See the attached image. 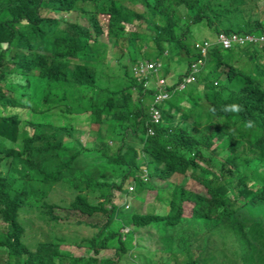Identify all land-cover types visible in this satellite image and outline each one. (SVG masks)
Listing matches in <instances>:
<instances>
[{"label":"trees","instance_id":"16d2710c","mask_svg":"<svg viewBox=\"0 0 264 264\" xmlns=\"http://www.w3.org/2000/svg\"><path fill=\"white\" fill-rule=\"evenodd\" d=\"M260 1L0 0V222L6 227L0 247L8 250L7 264H118L76 256V248L98 253L115 246L123 255L133 234L116 228L122 225L118 214L127 213L136 225L156 223L173 232L183 220L185 200L195 207L179 229L206 223L205 245L181 247L186 256L170 254L169 264H264V43L231 49L214 43L205 53L200 42L209 39L190 37L192 26L204 22L217 34L264 33ZM74 11L78 19L57 17ZM104 41L114 48L124 45L123 78L101 80ZM237 56L247 59L245 70L233 62ZM144 59L167 65L162 79L172 85L196 76L165 101L161 123L152 121L145 105L158 88H147L150 76L134 70ZM177 66L184 74L167 78ZM231 76L248 95L237 98ZM168 83L164 89L173 92ZM186 94L191 107L183 104ZM233 103L241 106L239 113L222 110ZM53 114L59 115L57 123L47 119ZM216 119L226 120L227 131H233L221 155L214 139L221 130L203 131L204 123ZM95 124L99 145L85 147L78 136ZM105 130L112 146L103 138ZM194 172L191 181L159 185L162 192L154 202L169 205L160 215L140 212L138 205L126 210L118 202L126 193L143 203L153 178H187ZM54 191L75 196L55 199ZM99 213L107 215L103 225L90 220ZM75 225L96 232L80 241L61 231ZM64 249L74 255L68 261Z\"/></svg>","mask_w":264,"mask_h":264},{"label":"rangeland","instance_id":"374dc122","mask_svg":"<svg viewBox=\"0 0 264 264\" xmlns=\"http://www.w3.org/2000/svg\"><path fill=\"white\" fill-rule=\"evenodd\" d=\"M259 5L261 6V10L259 9L260 12V16L262 18H264V12L262 11L264 9V1H260ZM134 9L136 10H141L142 7L141 5H136L133 6ZM47 12H50L49 10H47ZM183 13H186L184 9H182ZM57 17H66L68 20H72V19H78L79 18V12L74 11L71 13H64V12H60L57 13ZM104 20L107 21V18L104 17ZM256 33H253V35L257 36L258 31L255 30ZM189 36V35H188ZM104 39L105 36L103 35ZM195 37L197 42L202 41L203 39H209L210 41V45L209 47H211L212 41L217 43V32H215V30H212V28L208 25H206V23H200V24H196L192 26V35L190 36ZM189 38V40L191 39ZM188 40V41H189ZM104 43L107 45L105 47H103V49L106 52V64L104 66V75H102L101 80L104 79H111V80H116L119 77L123 78V70L121 68V61H125L128 62L127 58H124L122 56V51L125 50L124 45L120 46V47H113L112 43L106 42L104 41ZM200 43H204V42H200ZM262 42L257 43V45H261ZM24 51H29L30 49L28 48H24ZM155 51H152L150 53V56L154 55ZM262 55V54H261ZM263 56V55H262ZM145 60V59H144ZM149 60V59H147ZM238 61V63L236 64V67L241 69V70H245L246 68L244 67V64L247 63V59L242 58V56H237L236 59L233 60V62ZM160 64L159 70L155 73H151L150 74V78L148 81V85L146 86L147 88H153L156 87L158 85V82L156 81L158 78H162L164 77V75L167 72V65H163V63L158 62ZM170 70L173 71L175 68H173L170 65ZM183 73L184 74V67L183 66H177L175 72H172L169 76H167V78H171L173 80H176L177 76ZM166 83H168V81L166 80ZM193 81L189 82V84H192ZM231 86L233 87L234 90H236L237 92V98L242 97V96H246L249 93L244 92V88L245 86L237 79V78H233L231 76V80H230ZM169 86H174V91L173 93H180L182 90L178 89L176 85H172V83L169 81L168 83ZM188 85L186 86L185 89L188 88ZM195 87L192 86L191 90H193ZM190 90V91H191ZM134 97L137 98V92L135 91L133 93ZM187 96V94L185 95V97ZM185 97L182 96V100H185ZM18 98L21 100V102H25L27 100V96L24 95H18ZM148 103L150 105H148V103L146 102V106L149 109L150 108V113H151V107L154 105V97L153 98H147ZM183 104H185L188 107H191V104L188 103L187 101H184ZM159 106V105H158ZM168 106V103L165 104V107ZM27 114V113H26ZM32 116V115H31ZM176 116H178V113L176 114ZM47 119H51L53 122H58L59 120V115L53 114L52 116L47 115ZM192 120V119H191ZM84 123H88L89 119L88 118H84L83 119ZM214 129H219L221 130V133H223V135H218L215 136L214 139L216 140L217 144H222L226 138H228L233 131H227L228 130V124L226 122V120L224 119H216L214 121H210V122H206L203 124V131L207 134H209L210 132H212ZM90 131H84V133L79 134L78 138L80 140V142L83 143V145L85 147H90L93 148V146L95 145H99L97 143V141L94 138V132L95 131H99V127L98 125H92L91 128L89 129ZM199 130H202V127H199ZM121 131V130H119ZM110 135L109 131L105 130V134L103 136L105 141H108L109 144L112 146L113 142L112 139L110 140L108 138V136ZM140 141V139L138 138H132L131 142L135 144H138L137 142ZM226 150V148H219L217 150V154L221 155L224 151ZM216 173L219 174L220 171L216 170ZM198 175V172H194V175L191 177H183L181 175H175L172 176L170 179H159L160 177L158 176L157 178H153L152 184L153 187L151 189V191H148L145 194V198H144V202L142 203L140 200H134L133 197L129 196L128 194L124 193L123 195H121V197H119L118 202L122 205V207H124L126 210H130V208L132 207H137V205L140 207L136 208L138 211H142L143 213H155L156 215H160V213L163 211L164 212V208L169 209V205L167 202L165 201H161L159 199V201L161 202V206H159L158 204H156L154 202V200L159 198V195L161 194V189L159 188V185L162 184L163 186H168V184L170 182H176V181H182V182H187V181H191L194 179L195 176ZM167 190L166 189L163 193V197H167ZM56 194V198L55 199H59V197H63V196H68V197H73L75 196V194L72 193H64L61 192L60 194L57 191H54ZM232 193H230L231 195ZM233 198H235V194L233 193L231 195ZM91 199H95L93 196H90ZM195 207L194 202L192 201H187L185 200L184 204L182 205V209H181V216H183V220L176 224L173 228L175 229V231L173 232H167L166 229H164L161 226H158L156 223H149V224H138L136 225L131 219L128 218V214L125 212H122L120 214L117 215V218L120 219V222L122 223V225H118L116 228H118V230L120 232L122 231H131V233L133 234V245L130 247L129 252L125 251L123 253V255H119L118 252L116 253V247L115 246H110L107 248H102L99 250L98 253L94 252V249L92 248H84V247H77L76 248V252L75 255L76 256H96L99 259H110L114 262L119 261V263L121 264H133L132 262H136L139 260H145L147 261L149 264H154L157 261L160 262H164L165 264H169V262L171 261V257L170 254H175L178 256H186L183 252H180V248L181 247H187L189 245L195 244V242H199V245H205V233L207 230V224L199 221L196 224H191L188 228H183V229H179L182 227V225L187 224V221L191 218H188L193 209ZM162 212V213H163ZM126 215H124V214ZM84 219V218H83ZM90 220H93L94 222L99 223L100 225H103L106 220H107V215L104 213H99L98 215H96V218H93ZM5 223L3 221L0 222V233L5 231ZM91 230V231H90ZM64 233H69V234H74L77 235L79 237L82 238L83 237H89L92 236L95 232L93 231L90 227H85L82 225H75L72 227H67L65 229L61 230ZM122 240L125 239V234L121 235ZM84 244H86L84 242ZM83 245V244H82ZM65 250V251H64ZM63 252L65 253L63 255V259L65 261H68L70 257H73L74 255L72 253L69 252V250L64 249ZM156 251V253H154ZM199 253V247L196 250V252L194 254H192V258H195L196 256H198ZM72 254V255H71ZM164 256V259H161V257ZM190 259V256H187ZM8 258H9V253L8 250L6 248H1L0 247V264H7L8 262ZM123 259V261H122ZM174 260H176L177 258L174 256L173 257ZM121 260V261H120ZM179 261H176L172 264H178Z\"/></svg>","mask_w":264,"mask_h":264},{"label":"built area","instance_id":"2783aa9c","mask_svg":"<svg viewBox=\"0 0 264 264\" xmlns=\"http://www.w3.org/2000/svg\"><path fill=\"white\" fill-rule=\"evenodd\" d=\"M218 42H220L225 48H230L236 43H246V42H255L257 40L255 35H238V34H225L220 33L218 35ZM260 40L264 41V35L260 37ZM210 42L205 41L202 44L203 52H207ZM160 64L158 62H153L152 60H144L139 65H137L134 70L137 74L144 75L146 78L150 76L151 73H155L159 70ZM149 81V80H148ZM148 81L145 83V86L148 85ZM191 82V78H187L180 85L177 86L178 89L184 90L188 83ZM166 81L162 78L158 80V92L154 96V105L151 107V116L154 123H161L163 121V105L166 103L167 99H170L173 95V92L165 90ZM159 105V106H158ZM150 134H154V130L150 129Z\"/></svg>","mask_w":264,"mask_h":264},{"label":"clouds","instance_id":"9594fccd","mask_svg":"<svg viewBox=\"0 0 264 264\" xmlns=\"http://www.w3.org/2000/svg\"><path fill=\"white\" fill-rule=\"evenodd\" d=\"M220 33H218L217 34V39H218V35H219ZM249 34H252L253 35V33H246V34H244V35H249ZM262 35H264V33H263V31L262 32H260V33H258L257 34V36H256V38H257V40H255V42H246V43H236V44H234L232 47H230V48H225L224 46V48L225 49H231V48H233L234 46H236V45H244V44H250V45H257V43H259V42H262V44L264 43V41H262V40H260V37L262 36ZM207 41H210V40H207ZM215 42H213L212 41V44H211V46H213V44H214ZM217 43H220V42H218V40H217ZM261 44V45H262ZM261 45H257V46H261ZM208 51V50H207ZM192 79H194V81L192 80ZM191 80L193 81V82H195V80H196V76H194V77H192L191 78ZM178 86V85H177ZM182 90V89H181ZM185 90V89H184ZM174 96V94L172 95V97ZM171 97V98H172ZM168 102V101H167ZM166 102V103H167ZM165 103V104H166ZM165 104L163 105V109H162V113H163V121H164V112L166 111V109H167V107H165ZM222 110L223 111H227V112H234V113H239L240 111H241V106L239 105V104H236V103H233V104H231V105H226V106H222ZM227 139V138H226ZM225 142H226V140L221 144V148H226V150H225V152L227 153V150H228V148L226 147V145H225ZM179 175H181V174H179ZM182 176V175H181ZM121 261V260H120ZM122 261H123V259H122Z\"/></svg>","mask_w":264,"mask_h":264},{"label":"crops","instance_id":"0c3cea01","mask_svg":"<svg viewBox=\"0 0 264 264\" xmlns=\"http://www.w3.org/2000/svg\"><path fill=\"white\" fill-rule=\"evenodd\" d=\"M185 98H187V96H186ZM184 101H186V99H185ZM184 101H183V102H184ZM173 112H174V110H173ZM176 114H177V112L175 113V115H176Z\"/></svg>","mask_w":264,"mask_h":264}]
</instances>
